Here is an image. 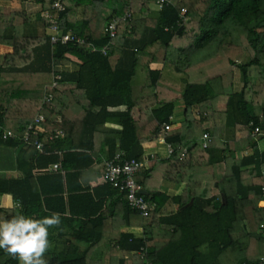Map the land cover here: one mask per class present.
Instances as JSON below:
<instances>
[{
  "label": "trees",
  "instance_id": "trees-1",
  "mask_svg": "<svg viewBox=\"0 0 264 264\" xmlns=\"http://www.w3.org/2000/svg\"><path fill=\"white\" fill-rule=\"evenodd\" d=\"M53 1L42 0L43 9L49 10ZM62 3L61 27L74 30L96 47L111 40L110 21L127 12L133 17L119 21L113 44L107 54H102L91 51L88 45H52L49 31L45 43L39 45L36 37L19 36L28 21L23 13H0V44L13 49L0 63V145L17 148L16 167L21 172L20 177L0 176V197L10 195L19 200L25 214H62V230H56H68L70 236L49 234V240L63 236V245L45 253L48 264H88L89 258L97 262L93 264H140L132 253L142 246L147 248V259L155 264H244L264 256V206L259 203L264 198V152L259 151V139L252 135L255 126L264 132V0H168L161 7L154 4L155 12L150 0ZM104 7L111 10L106 18L101 15ZM184 7V21L180 22ZM80 8L83 18L78 21ZM187 16H198L197 32L191 39L186 37ZM163 47L169 48L166 58L176 53L182 60L159 65L156 55ZM123 51L133 54L129 70L117 65ZM63 57L80 62V72L68 76L60 73V84L51 89L52 61ZM234 68H239L242 79L239 91L233 87ZM85 69L92 74L89 83L79 79ZM172 69L184 74L182 80L171 77ZM254 76L259 78L257 85L250 84ZM67 77L75 78V86L60 87ZM48 92L62 106L55 99L44 104L41 110L46 125L62 129L64 136L48 140L40 150L32 141L3 138L4 128L17 131L20 127L21 134L25 124L41 112L38 107ZM179 94L186 121L169 126L164 133ZM217 101L223 103L218 115L233 113L241 134L227 142L215 138L204 148L200 143L204 128L197 137L192 136L194 120L200 118L191 114L194 120L189 121L187 115L194 106L213 115ZM122 104L127 105L123 112L107 111L109 106ZM74 109L82 112L78 129L74 124L78 117L72 118ZM207 115L201 119H209ZM58 116L61 123L56 122ZM114 117H118L122 129L104 138L107 159L124 150L128 157L143 160L132 151L141 143L139 131L144 130L152 139L164 137L172 148L171 159H178V163H185L193 155L207 157L193 163L205 179H197L194 172L186 179L188 199L160 191L146 192L151 208L148 216H142L128 206L124 193L104 179V166L93 185L72 186L71 181L82 178L86 167L97 161V127ZM215 143L220 148H215ZM246 149L253 153L239 159L225 155L227 150L235 153ZM54 164H58L56 169H52ZM216 171L221 174L217 176ZM100 193L104 202L114 200L113 212L123 214L127 226L141 229L148 237L136 238L132 232L119 233L117 229L116 237H104L98 229L107 216L104 202L98 204ZM172 203H177L176 209ZM12 214L6 213L5 218ZM113 238L119 249L112 245ZM82 243L86 247L80 249ZM0 264H18V260L0 249Z\"/></svg>",
  "mask_w": 264,
  "mask_h": 264
},
{
  "label": "crops",
  "instance_id": "crops-1",
  "mask_svg": "<svg viewBox=\"0 0 264 264\" xmlns=\"http://www.w3.org/2000/svg\"><path fill=\"white\" fill-rule=\"evenodd\" d=\"M43 4L42 1L39 0H0V13L3 15H14L17 12H21L25 15V17L28 18V21L22 26L21 32L19 34L20 37L27 36V37H36L38 40L37 43L43 44L46 41V37L48 35V29L45 27V20L42 17ZM83 8L79 9L77 20L81 21L83 18ZM111 10L109 8H102L101 15L103 18H106L110 14ZM105 25V24H104ZM49 36V35H48ZM132 46L129 47V50H131ZM13 51L12 47L5 44H0V63H2L6 55L11 53ZM163 56L162 54L156 55V60L159 65L163 66ZM28 61L30 59L28 58ZM167 62V60L165 61ZM29 63V62H28ZM16 64H18V60L16 61ZM133 64V54L129 51H123L121 54V57L118 62V66L121 69L129 70V68ZM55 67L56 70H60V73H63L64 75H75L78 72H80L81 63L70 59L68 57H63L60 59H55ZM237 70V68H234ZM170 71V70H168ZM173 72L171 73V77L174 78L177 81L182 80L183 73H178L174 69H172ZM238 73H235L234 71V82L235 85H237V88L235 91H239L242 87V79L241 75L238 79L237 77ZM92 77L90 69L83 70L82 75H80L79 79L82 81V83H89V79ZM184 78V77H183ZM67 80L64 81V83H61L60 87H69V86H75V78L67 77L65 78ZM259 82V78L254 76L250 78V84L257 85ZM124 86V85H123ZM60 87L58 91H60ZM79 93L80 91H76ZM181 94H179V98L175 101L174 104V110L172 115L169 118V126L175 127L178 125H182L183 122L186 120V112H185V106L183 103V100L180 98ZM56 103L59 106H62V104L57 100ZM74 102V101H73ZM221 101H217L215 106V111L213 112V115H207L206 111L199 112L198 109H196V120H200V122H209L210 127H205L203 129L202 134L209 133L211 137V142L213 139L217 138L218 142H227V141H233L237 139L240 136L239 131V125H236V118L233 115V113H229L227 117H224L223 115H218L221 112V108L223 107ZM75 107V104L72 106V109ZM41 110V105L40 107ZM127 108L126 104L118 105V106H109L107 111L118 113L123 112ZM34 109V112H37V106ZM39 113V112H38ZM79 114H82V112L77 109L73 110L72 118L74 119L78 117V121L75 122V127L79 128ZM209 116V119H201L205 116ZM76 116V117H75ZM76 120V119H75ZM153 120H150V124H152ZM24 125V124H22ZM122 129V124L119 121L118 117H114V119H107L106 122L102 125H99L97 127V131L95 134V152L97 155V161L91 165L90 167H86V169L83 172L82 178L79 179H73L72 186H80V185H93L96 182L97 175L103 170V166L105 161L108 157V146L103 144V140L106 136L114 135L117 131ZM20 127L16 130H10L7 128H4V131H13L16 133H19ZM167 130L163 129V132L165 133ZM79 132V131H78ZM150 132L144 130L139 131V137L142 138V141L140 144H135L133 146L132 153L134 155H142L143 162L145 166L139 173V176L137 180H141L139 183L141 187V191L146 193L149 191H160L170 197L182 196L186 199L189 198L188 195V187L186 183V179L190 176H192L193 172L195 173V177L200 180H204L205 176L204 174H200L197 167H194L193 163L196 165V163L203 161L204 158H207L206 156L200 157V155H193L191 156L185 163H178V159H171L172 155V148L170 144H168L165 141L164 137H159L156 139L150 138ZM202 140V136H201ZM262 140H259L257 142L258 148L260 152H264V145H260V142ZM15 151H17V148L13 147ZM215 148H220L219 143H215ZM185 151V150H184ZM216 154H219V149H215ZM253 151H242V152H235L232 153L229 150L225 152V155L227 156H234L236 159H239L243 157L244 155L252 154ZM16 155L11 152H8L7 150L0 149V176L4 177H20L21 172L17 170L16 167ZM2 157V158H1ZM6 158L4 160V158ZM98 162V163H97ZM202 168L206 169L207 166L202 165ZM213 169H209V172H213ZM218 173L217 176L221 174L220 171H216ZM220 172V173H219ZM264 175V168L261 171ZM211 174V173H210ZM100 175V174H99ZM205 181H203V184ZM264 187V186H263ZM213 191L210 192L212 194ZM104 193V192H103ZM103 193H100L101 199L98 201V204H103L104 197ZM264 195V192H263ZM10 201H14V199L10 195H3L0 197V219L5 218L6 213L8 212H15L18 211L16 209H12L8 207ZM112 198H108L103 205L104 207V214L107 215L106 218H104L103 223L98 227V229L103 233V236H109V235H117L116 229L120 232H132L133 237L141 238V237H148L143 233V231L139 228H134L131 226H127L125 220L123 219V214L121 213H114L113 211L116 209V203L115 205L112 204ZM193 199H191L190 202H192ZM264 202V198L260 200ZM79 201H78V203ZM92 204V202H91ZM170 208L171 204H167ZM172 206L174 209L177 207V203H172ZM264 206V205H263ZM164 213L161 215H158L157 218L159 219L162 217ZM120 225L119 227H117ZM263 226V225H262ZM51 235L57 237L60 234L64 237L70 236V233L68 230H64L59 232L58 230H54L50 232ZM63 236L61 238H55L50 240L51 242V248L49 250H58L63 245ZM114 239V238H113ZM112 245L119 249L120 246L118 245V242L114 239L111 240ZM85 244H80V249L85 248ZM91 255V254H90ZM132 255H134L137 259H139L137 255V251L133 252ZM125 257L128 259V255H125ZM140 260V259H139ZM93 263H97L94 261ZM130 263V261H129ZM128 263V264H129ZM116 264H118L116 262ZM131 264V263H130Z\"/></svg>",
  "mask_w": 264,
  "mask_h": 264
},
{
  "label": "built area",
  "instance_id": "built-area-1",
  "mask_svg": "<svg viewBox=\"0 0 264 264\" xmlns=\"http://www.w3.org/2000/svg\"><path fill=\"white\" fill-rule=\"evenodd\" d=\"M42 1V0H39ZM168 0H154V3L161 7L163 4L167 3ZM64 5L62 0L53 1L51 8L49 10H44L42 12V17L47 23V28L49 31V40L52 45L57 44H80L88 45L91 51H100L102 54H107L109 51V46L113 44V39L117 34V25L120 20L131 19L133 14L127 12L123 16H117L112 21L109 22V35L111 40L107 45L102 47H96L91 41L87 38L79 36L72 29L64 30L59 23V15L64 11ZM186 9H183L180 14V22L184 21V13ZM52 73L53 81L50 85L51 89L58 87L60 84L61 74L60 70H56L55 59L52 61ZM54 95L52 92L45 94L43 98V103L41 109L43 110L44 104L54 102ZM36 114L30 121H28L21 134H18L13 131H4L2 134L3 138L12 139L16 141L29 142L32 141L34 146L37 149H42L44 144L48 140H53L59 137L64 136V132L60 128L49 129L47 124V118L42 112ZM57 123H61V116H58L56 119ZM164 129H169V124H164ZM252 135L255 139H264V132L261 131L260 126H255ZM211 142V137L209 133H203L202 135V147H207ZM145 166L142 160L136 158H130L127 156L124 150H118L114 155L107 159L104 163L103 177L104 179L119 192L124 193L126 196V202L128 206L134 210H137L141 213L142 216H148L150 214L151 204L146 200L144 192L141 191V187L138 183L137 177L139 172ZM58 164H54L52 169H56ZM264 192V187L262 188ZM137 255L140 259V264H155L147 259V248L142 246L138 251ZM244 264H264V256H261L259 259L250 261Z\"/></svg>",
  "mask_w": 264,
  "mask_h": 264
},
{
  "label": "clouds",
  "instance_id": "clouds-1",
  "mask_svg": "<svg viewBox=\"0 0 264 264\" xmlns=\"http://www.w3.org/2000/svg\"><path fill=\"white\" fill-rule=\"evenodd\" d=\"M8 207L18 211L0 219V249L16 258L18 264H48L45 253L51 248L50 230H62V214H25L19 200L10 201Z\"/></svg>",
  "mask_w": 264,
  "mask_h": 264
},
{
  "label": "rangeland",
  "instance_id": "rangeland-1",
  "mask_svg": "<svg viewBox=\"0 0 264 264\" xmlns=\"http://www.w3.org/2000/svg\"><path fill=\"white\" fill-rule=\"evenodd\" d=\"M186 2H188V1H190V0H185ZM155 3H154V0H150V7H151V9H152V12H155L156 10V8H155V5H154ZM107 8V7H106ZM186 7H184L183 9H185ZM110 9V8H109ZM183 9H182V11H183ZM187 9V8H186ZM102 10V9H101ZM182 13V12H181ZM184 13V12H183ZM186 13V12H185ZM185 24H186V26H187V32H186V37H188V38H193L194 37V33H196L197 32V27H198V16H187L186 17V21H185ZM129 35H130V32L128 33ZM168 49L169 48H166V47H163L162 49H160V51L158 52V54H162V56H163V62L164 61H166V60H175L174 62H179V61H181L182 59H180V58H178V56H176V53H171V55L168 57V58H166V54H168ZM171 49V48H170ZM165 54V55H164ZM180 56H182V57H184V54L183 55H180ZM185 56H187V54H185ZM166 58V59H165ZM169 62V61H168ZM165 63V62H164ZM234 71H235V73H238L237 74V77H238V79L240 78V70H239V68H237V70L236 69H234ZM233 87H234V90L237 88V85H235V82L233 83ZM195 117L196 116V109H195V106L192 108V110H191V112H188V115H187V120H189V121H193L194 119H193V117H192V115ZM186 121V120H185ZM195 122L193 123V125H194V133H193V137H197V134H199L200 133V130L202 129V128H205V127H210V123L207 121V122H200V121H198V120H194ZM262 141L260 142V145L262 146V145H264V139H261ZM201 144H202V140H201V142H200ZM0 149H3V150H7L8 152H12L13 154H14V156H15V154H16V151H15V149L13 148V147H5V146H2V145H0ZM244 151H252V149H246V150H244ZM243 151V152H244ZM2 158V157H1ZM4 158V157H3ZM6 158H4V160H5ZM261 205H264V202H262V201H260L259 202ZM93 260L92 259H90L89 258V261H88V264H93Z\"/></svg>",
  "mask_w": 264,
  "mask_h": 264
},
{
  "label": "water",
  "instance_id": "water-1",
  "mask_svg": "<svg viewBox=\"0 0 264 264\" xmlns=\"http://www.w3.org/2000/svg\"><path fill=\"white\" fill-rule=\"evenodd\" d=\"M224 199V198H223ZM224 201H225V199H224Z\"/></svg>",
  "mask_w": 264,
  "mask_h": 264
}]
</instances>
